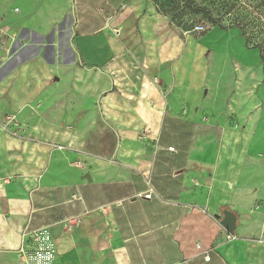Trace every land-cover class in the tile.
Listing matches in <instances>:
<instances>
[{
    "label": "crops",
    "instance_id": "obj_1",
    "mask_svg": "<svg viewBox=\"0 0 264 264\" xmlns=\"http://www.w3.org/2000/svg\"><path fill=\"white\" fill-rule=\"evenodd\" d=\"M6 9L0 264H264L260 70H234L236 124L213 127L206 48L150 0Z\"/></svg>",
    "mask_w": 264,
    "mask_h": 264
},
{
    "label": "rangeland",
    "instance_id": "obj_2",
    "mask_svg": "<svg viewBox=\"0 0 264 264\" xmlns=\"http://www.w3.org/2000/svg\"><path fill=\"white\" fill-rule=\"evenodd\" d=\"M33 0H0V7L2 11L7 10L14 11L15 7L17 10L21 8H28ZM156 10L164 16L170 27L178 32L180 35L190 36L197 41L199 45L205 46L203 51V65L206 73V92H209L213 97L218 96L220 103L214 108V112L218 113L213 115L212 126L215 127L220 123L233 127L236 123L233 117H229L226 114V106L228 103V96L230 93L231 86L234 84V70L238 67L250 68L260 70L262 74V66L259 58V53L257 50L248 49L244 44V40L240 35V32L236 29H231L228 31H222L218 28H211L209 23L202 17V14H193L191 8L188 6L187 0H150ZM212 0H193V4L199 7H205L207 9H212L213 6L218 7V2H211ZM39 1H37V6ZM264 23V12L262 17L259 16ZM69 20L64 23V27L68 26ZM63 27H58V29ZM1 32V31H0ZM264 35V34H263ZM4 36V35H3ZM4 40L0 41V44L6 41V36ZM66 35L64 34V39L66 41ZM8 39V37H7ZM1 46V45H0ZM64 50V46L62 45ZM68 46V45H67ZM66 46V47H67ZM198 47V46H197ZM13 48V47H12ZM199 48V47H198ZM260 94L262 101H264V83L263 75L260 82ZM264 117V113H262ZM205 117H200V123H204ZM214 130V129H213ZM263 133L258 135L260 140H255L254 143L257 153L264 155V138ZM214 142H218L215 140ZM241 143L240 153H243V141ZM260 159H263L262 157ZM229 191L231 188H225Z\"/></svg>",
    "mask_w": 264,
    "mask_h": 264
},
{
    "label": "trees",
    "instance_id": "obj_3",
    "mask_svg": "<svg viewBox=\"0 0 264 264\" xmlns=\"http://www.w3.org/2000/svg\"><path fill=\"white\" fill-rule=\"evenodd\" d=\"M193 14H202L211 28L222 31L236 29L240 32L246 48L257 50L262 66L264 83V0H212L218 7L212 9L195 6L193 0H187Z\"/></svg>",
    "mask_w": 264,
    "mask_h": 264
},
{
    "label": "water",
    "instance_id": "obj_4",
    "mask_svg": "<svg viewBox=\"0 0 264 264\" xmlns=\"http://www.w3.org/2000/svg\"><path fill=\"white\" fill-rule=\"evenodd\" d=\"M222 216V217H221ZM216 219L220 220V225L229 233L234 234L236 226V217L228 210H224L222 215H215Z\"/></svg>",
    "mask_w": 264,
    "mask_h": 264
},
{
    "label": "built area",
    "instance_id": "obj_5",
    "mask_svg": "<svg viewBox=\"0 0 264 264\" xmlns=\"http://www.w3.org/2000/svg\"><path fill=\"white\" fill-rule=\"evenodd\" d=\"M121 8H124V6H122ZM208 258H206V260H207Z\"/></svg>",
    "mask_w": 264,
    "mask_h": 264
}]
</instances>
